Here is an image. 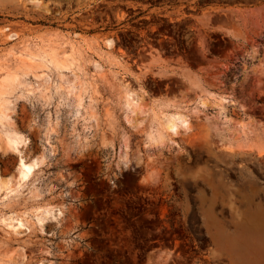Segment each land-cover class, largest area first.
Wrapping results in <instances>:
<instances>
[{"label":"rangeland","instance_id":"obj_1","mask_svg":"<svg viewBox=\"0 0 264 264\" xmlns=\"http://www.w3.org/2000/svg\"><path fill=\"white\" fill-rule=\"evenodd\" d=\"M33 1L0 0V61L76 33L83 57L63 74L90 88L79 108L50 70V101L13 97L0 123V264H264V157L244 153L264 133V0ZM163 101L189 127L149 143ZM10 132L25 145L8 147ZM22 159L36 161L24 180Z\"/></svg>","mask_w":264,"mask_h":264},{"label":"bare ground","instance_id":"obj_2","mask_svg":"<svg viewBox=\"0 0 264 264\" xmlns=\"http://www.w3.org/2000/svg\"><path fill=\"white\" fill-rule=\"evenodd\" d=\"M33 2L36 6H38L39 4H41L42 1L35 0ZM236 30L238 29L236 28ZM2 33L6 35V38L9 41H14L17 39V34L14 33L12 29L8 26H5V28L2 29ZM74 34L69 35L60 31H56L53 33L51 32L50 34H44L38 37L36 36L37 38L35 43H28L24 45L22 47L21 52L18 54V58L16 60L10 61L11 58L6 57L0 61V123L8 120V114L13 104L12 99L13 97H15V95L19 93V97H29L35 94H39L40 97L45 99L46 102L50 101L52 97L50 95V70H54L60 75V82L57 83L55 87L56 90L59 92L62 90L63 85H66L69 96H74V101L77 102L78 107L80 108V106L83 104V101L85 100L84 96L86 95L87 90L90 88V84L85 81H82L78 76H74V79L71 81L69 80V78H66V76L63 74L64 70H70V68L72 69V67L78 65L81 58L83 57V49L81 47L82 42L78 44V35ZM98 42L101 41L99 40ZM105 46L107 49H112L114 46V41L112 39H106ZM68 47L70 48V50H67ZM31 76L34 77L35 81L30 80ZM126 90L127 95L125 98V102L126 105H128L132 109L133 118H136V120L143 118L144 116L142 115L138 116L142 112L141 106H143L142 104H144L143 98L139 97L136 93L130 91L129 89ZM198 96L200 99H202L204 97V94H198ZM205 106V103L198 105L199 108ZM86 107H88V105ZM90 114L92 118L96 116V111L93 108V105H90ZM76 115H78V111ZM151 116L153 127L151 128V130L143 132L145 137L144 139L149 143H165L167 139L169 141L170 138L176 136L180 129L187 130L189 127V118L186 114L185 109H183V107H181L180 105H178V103H175L174 101H167L165 103L163 101L161 103H158L155 108V111ZM23 139L24 138L19 133L10 132L9 134H7L6 139H4L3 142L8 147L18 148L20 144L23 143ZM245 143L246 145H248L245 147L248 150L244 153L254 155L255 157H264V133H262L261 136L253 139L250 143L248 142L249 144H247V142ZM35 164L36 161H34V163L27 164L24 159L21 160L19 167L20 177L22 180L26 179L30 175ZM5 186L6 182L0 181V188ZM258 207L261 208L263 206L259 205Z\"/></svg>","mask_w":264,"mask_h":264}]
</instances>
